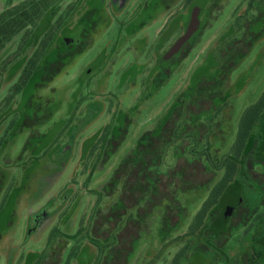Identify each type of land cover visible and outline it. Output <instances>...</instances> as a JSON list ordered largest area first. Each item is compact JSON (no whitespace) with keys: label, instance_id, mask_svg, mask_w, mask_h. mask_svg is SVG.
Instances as JSON below:
<instances>
[{"label":"rangeland","instance_id":"1","mask_svg":"<svg viewBox=\"0 0 264 264\" xmlns=\"http://www.w3.org/2000/svg\"><path fill=\"white\" fill-rule=\"evenodd\" d=\"M21 1L0 0V11ZM192 1L54 0L40 21L52 36L44 62L58 59L62 65L52 80L36 87L27 105L29 115L21 109L25 89L15 87L20 81L21 55H29L34 48H19L20 38L29 34L35 44L36 31L29 26V33H19L0 53V264H65L67 259L69 264H99L95 245L85 238L97 225V221L88 220L96 194L145 130L161 129L164 120L183 110L193 74L216 57L221 37L232 29L236 15L246 6V0L205 1L197 32L175 60L164 64L162 72L157 59L182 34ZM139 13L146 22L131 23ZM176 20L177 32L161 41L162 32ZM219 74L223 99L215 102L226 104L209 122L212 128L202 126L199 134L204 137L209 132L205 139L200 137V143L214 153V163L229 164L240 118L264 91V36L250 44L224 77ZM192 104L187 107L197 111ZM32 120L39 122L31 125ZM260 123L238 160L244 164V177L252 172L248 163L264 161V121ZM193 124L186 122L189 128ZM86 141L90 144L85 151ZM183 156L193 158L188 149ZM211 163L179 159L178 166L189 164L187 180L193 185L177 191L173 180L166 182L168 190L182 200L185 216L167 243H159L156 236L137 243L131 264L146 257L148 264H183L180 258L175 260L183 247L177 240L184 237L193 215L222 175V170L204 165ZM201 185L208 190L191 191ZM232 187L237 189L240 184ZM103 192L94 207L97 215L109 209L118 196V191L110 197ZM258 198L256 206L264 201V195ZM153 219L155 232L159 215ZM248 229L240 225L227 230L209 227L211 240L217 243L232 233L221 254L237 260L251 246ZM172 242L174 246H170Z\"/></svg>","mask_w":264,"mask_h":264},{"label":"trees","instance_id":"2","mask_svg":"<svg viewBox=\"0 0 264 264\" xmlns=\"http://www.w3.org/2000/svg\"><path fill=\"white\" fill-rule=\"evenodd\" d=\"M201 1L202 8V5L207 0ZM52 2L54 0H22L15 5H6L0 11V53L9 47V43L19 33L24 30L29 33L27 31L29 26L33 27V32L36 31L37 42L35 41V44L30 42L31 37L28 34L27 38L24 37V39L21 36V46L19 47L25 50L29 46L34 47L29 55H21L19 61L20 65L22 64L19 68L20 81L15 87L16 90L25 89L21 109L27 115L30 112L27 105L36 87L52 80L54 75L60 71L62 65L58 59H55L54 62H44L52 36L48 35L46 23L40 21L47 15L46 13L50 10ZM231 28L230 31H226L221 37V46L216 51V57L210 58L203 67L193 74L191 87L188 94H185V97L190 96L189 99L187 101L183 99L185 101L182 106L183 110L181 112L178 111L180 115L173 117L171 120L168 119L162 127L163 130L179 129L180 124L186 122L188 114L192 115L190 121L194 123L190 127L191 130L199 132L202 126H207L208 130L212 128V126H208L209 122L212 123L217 113L222 111L223 106L226 104L224 102H215L217 99H223V93L219 88L220 83L216 74L220 73L219 75L222 74L224 77L223 73H226L231 66L235 65L239 58L241 59L250 44L264 36V0H246L245 9L236 15L235 23ZM239 41L242 43L240 47L234 45ZM238 48L240 50L236 51ZM37 73H39L38 77ZM37 78L39 79L37 80ZM180 101L182 102V99ZM189 102L194 103L191 106L196 107L197 111H192V108L187 107ZM205 103H207V107L204 106ZM262 120H264V91H262L254 104L244 110L240 118L235 142L231 149L233 156L229 160V164H227V178L235 176V171L238 167L237 161L240 160L247 138L258 121L261 122ZM38 122L35 121L33 123L32 120L31 125H36ZM68 127L66 125L65 129ZM186 128L189 129L188 126ZM166 132L151 138L148 137V134L144 135L142 139L147 141L146 145L138 144L144 158H141V160L137 159L136 164H127L129 158L123 159L115 169L112 177L107 181L106 186L96 194L95 204L99 197L103 196V191L106 192V195L104 194L106 197H110L114 191H118V196L109 209L103 213L100 211L98 215V210H93L88 219L90 220L91 218L93 221H97V225H94L93 229L89 230L91 235L86 233L85 238H88L97 247L99 264H125L128 247H132L137 240L136 233L138 229L137 221L134 222L132 219L130 224L126 223L129 210L132 214L135 212L136 217H139L140 211L149 215L154 212L164 199L165 185L162 183V178L168 173L161 169V164H146L145 162L152 159L157 161L166 146L170 149V145L173 143L172 139L175 137L177 141L173 151L178 156L183 155L184 151L188 149L193 156L191 160L206 159L209 163H214V153L212 154L208 151L209 147L207 144L203 146L200 143L201 138L205 139L206 136L202 137L199 133H177L174 136L171 132ZM125 133L126 128L124 130ZM172 136L174 137L172 138ZM151 140H153L152 143H150ZM88 144H90V141L84 143L83 149L85 151ZM152 153L153 155H151ZM219 184L223 185L222 182ZM215 201L216 198L210 199L209 205L215 203ZM205 209L207 208L204 206L203 210ZM73 252L69 253L68 258L73 256ZM65 264H69L68 259Z\"/></svg>","mask_w":264,"mask_h":264},{"label":"flooded vegetation","instance_id":"3","mask_svg":"<svg viewBox=\"0 0 264 264\" xmlns=\"http://www.w3.org/2000/svg\"><path fill=\"white\" fill-rule=\"evenodd\" d=\"M194 1L196 2L197 0H193L191 3H195ZM191 7L189 8L190 11H191ZM200 13L201 12H199V14ZM133 17L131 18V23L133 24L146 22L145 20L147 19L146 17H141L140 13L138 18H133ZM187 22L184 25L182 34L185 31ZM177 30H178V23L176 20L173 21L166 28L164 32H162L161 41H164L166 37L168 38L171 37L173 34H175V31L177 32ZM196 32L197 30L195 31V33ZM195 33L191 36V38L188 41H186L182 45V47L177 53H175L169 58H165L164 55L166 51L174 43V41L182 34L177 36L174 39V41L171 43V45L167 48V50L164 52V54L159 59H157L158 60L157 64L159 65V68H161L162 72L164 71L163 70L164 64L175 60L176 57H178V55L186 48V45L192 40V37L195 35ZM179 115L180 114L177 113L176 117ZM191 116H192L191 114H188L186 116L187 125L190 122ZM168 119L171 120L172 117H169ZM168 119L164 120L163 124L160 127L161 129L155 130L153 128L150 131L149 130L144 131L141 137L136 141L131 153L126 157V159L129 158L127 164H136L137 163L136 161H138L137 159L141 160V158H144L142 154V150L140 149V146L138 144L141 143L143 145H146L147 141L145 139H142L146 134H148V137L151 138L158 134L165 133L166 131L171 132L172 135L174 136L177 133L179 134L199 133L198 131L191 130L190 128L187 129L186 122H184L183 124L181 123L179 129L178 128L172 129L171 131L163 130L162 127L164 126L165 122L168 121ZM259 124L261 123L258 122L255 126L257 129H259L258 128ZM127 130H128V126H126L125 134H127ZM251 134H254L253 130ZM174 136H172V138ZM203 136L206 137L209 136V132L205 133ZM172 141L173 143L170 145V149H168V146H166V149H163L157 161L152 159L151 161L145 162L146 164H161V169L164 172L168 173L162 178V183L165 185V192H164L165 195L163 197L164 199L160 202V205L154 210L153 213L149 215H146L143 211H140L139 217H136V213L134 212L132 214L131 211L129 210L126 223L130 224V222L133 219L134 222L135 221L138 222V229L136 233L137 240L134 242L132 247L130 246L128 247L130 250L128 249V255L126 257L125 264H131L132 256L134 255L137 248V243H141L140 241H142L144 238L156 236L159 239V243L162 244L167 243L168 239L170 238V235L174 231H176L178 225L180 224V221L185 216L184 215L185 206L182 200L178 196H176V194H173V192L168 190L169 184L166 182V180L168 179L170 180V182L171 180H173V184L174 183L175 185L177 184L178 187L177 191L183 190V188H187L188 186H192L193 182H191L189 179L187 180V176H189L188 173L189 164H185L184 167L178 166L179 159H184L187 162H191L192 160L191 158H187V157L185 158L183 155L178 156L177 153L173 151L174 145L176 144L177 140L174 137ZM152 142L153 140H151L150 143ZM208 151H210V153H213L211 152L210 149ZM153 153L151 155H153ZM170 160L173 162V164H171L172 166L170 167V169H168L166 165H168V163H171ZM248 164L252 170L250 177L242 176V167L244 166V164H242V162L238 164L237 161L238 167L237 170L235 171V176L231 178L226 177L227 164H204L206 168L208 167V169L209 167H214L213 169L218 168L222 170V175L217 180V182L213 184L211 190L209 191L208 197L202 202L199 209L193 215L192 220L189 223V226L187 227L188 228L187 232L183 235L184 237L181 236L179 240H177L178 243L176 244L178 245L179 243L180 244L182 243L183 247L181 248L180 253L176 255L175 258L176 261H178L180 258V261H183V264H186L187 262L188 263L196 262V264L197 263L217 264L218 262H221L223 264H264V210L261 209L262 207H264V201H260V203H258L256 206V202L259 201L258 197H260V195H264V177H260L261 174H264V161L255 160L254 162H250ZM256 166L259 168L256 169ZM221 182L223 183V185L219 184ZM239 184L240 187H237V189H234L232 187L233 185L237 186ZM218 185L219 187H217ZM253 188L256 190V193ZM207 190L208 187L206 188V185H201L197 189L195 188L191 189V191L194 193L195 192L197 193V191L203 192ZM213 198H216L215 203L209 205L210 204L209 200ZM95 206L96 204L94 202L93 210H95L94 209ZM204 206L207 209L203 210ZM256 207H260V208L256 209ZM199 214H201L202 216ZM158 215H159V219L157 223V228L155 229V232H153V227L155 225L153 218ZM246 218L247 220H245ZM211 225H214L219 229L224 227L226 230L237 227L239 225L241 228L249 227L248 231L251 232V246L249 250L246 252H242V254L240 255V259L238 260L237 258H233V256H230L228 258L223 257L221 251L226 247V245L223 244L225 240L228 239V237L232 233H230V235H227V238L222 243H217L211 240L213 234V231L209 230V227ZM238 231L240 230L235 229L234 232H238ZM174 244L175 243L172 242L170 246H174ZM238 249L242 250V247H239ZM97 253H98V249H97ZM142 259L144 263L141 262L142 260H140L138 262L139 264H148L147 257Z\"/></svg>","mask_w":264,"mask_h":264},{"label":"water","instance_id":"4","mask_svg":"<svg viewBox=\"0 0 264 264\" xmlns=\"http://www.w3.org/2000/svg\"><path fill=\"white\" fill-rule=\"evenodd\" d=\"M202 1L201 0H197L190 11L189 14V19L185 28V31L182 35H180L175 41L174 43L169 47V49L166 51L165 53V58H169L172 55H174L175 53H177L180 48L182 47V45L188 41L191 36L195 33V31L198 28V15L200 12V7H201Z\"/></svg>","mask_w":264,"mask_h":264}]
</instances>
